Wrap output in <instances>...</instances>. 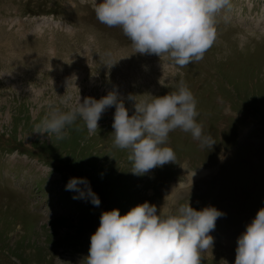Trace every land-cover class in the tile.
I'll return each mask as SVG.
<instances>
[{"label":"rangeland","instance_id":"obj_1","mask_svg":"<svg viewBox=\"0 0 264 264\" xmlns=\"http://www.w3.org/2000/svg\"><path fill=\"white\" fill-rule=\"evenodd\" d=\"M215 19L203 58L179 66L167 53L135 52L119 26L97 20L93 0H0V264H81L104 210L124 214L146 200L170 210L211 205L239 219L264 207V0H230ZM181 80L215 143L172 130L176 161L144 175L114 145L115 106L92 134L79 119L63 138L37 132L52 108L67 110L65 97L115 90L131 115L130 94L150 100ZM73 177L90 181L100 205L73 198ZM234 223L216 220L201 264H235L232 233L247 223Z\"/></svg>","mask_w":264,"mask_h":264},{"label":"clouds","instance_id":"obj_2","mask_svg":"<svg viewBox=\"0 0 264 264\" xmlns=\"http://www.w3.org/2000/svg\"><path fill=\"white\" fill-rule=\"evenodd\" d=\"M230 0H93L99 22L119 26L130 39L135 52L167 53L175 64L187 65L203 58L216 39V15ZM135 101L130 115L117 91L99 99L81 95L75 103L70 97L62 101L67 110L55 107L36 125L37 132L66 136L78 119L89 134L99 127L102 113L115 106L114 145L129 149L130 169L144 175L149 170L176 161L167 144L170 131L190 132L202 145L215 141L203 134L197 122V101L181 80L175 91L153 95L150 100ZM195 173L193 174V176ZM66 190L74 199H90L98 206L100 197L86 177H73ZM225 213L215 206L194 208L190 202L178 203L174 209L160 208L144 201L121 214L119 208L104 210L100 223L91 235L88 254L81 264H201L202 254L213 246L210 235L218 217ZM235 264H264V207H261L238 237Z\"/></svg>","mask_w":264,"mask_h":264},{"label":"bare ground","instance_id":"obj_3","mask_svg":"<svg viewBox=\"0 0 264 264\" xmlns=\"http://www.w3.org/2000/svg\"><path fill=\"white\" fill-rule=\"evenodd\" d=\"M124 51V50H123ZM127 51V50H126ZM121 53V52H120ZM118 55V54H117ZM136 55V54H135ZM126 56V55H125ZM134 56V55H133ZM121 59V58H120ZM228 110V109H227ZM196 176H198V174L197 175H194L192 178H195ZM174 192V191H173ZM173 192H171V190L168 192L169 194H170V197H173V195H174V193ZM165 196H168L167 194L165 195ZM175 196V195H174ZM174 203L175 204H177L178 203V199H176L175 197H174ZM221 203V202H220ZM217 206V205H216ZM167 207V206H166ZM172 207V206H171ZM173 208H175V207H173ZM218 208V207H217ZM218 209H220V208H218ZM221 211H223L225 214L224 215H222V216H220V217H218L217 218V221L218 220H221V219H224V220H226V221H232V223L233 224H236V223H234V221H239L240 223H242V224H244V223H247V225H248V223H250L251 222V219H253V218H250L249 216H247V215H245V216H243V217H241L240 219L239 218H237V217H239V216H233V214H232V212L231 211H229V210H222V209H220ZM228 216H231V218L230 217H228ZM231 219V220H230ZM247 227V226H246ZM241 231H239V233H240ZM237 238H238V233H235V231H233V233H232V241H236L237 240ZM228 255H227V258L229 259V257H236V253H233V250H229V252L227 253ZM228 261V260H227Z\"/></svg>","mask_w":264,"mask_h":264}]
</instances>
